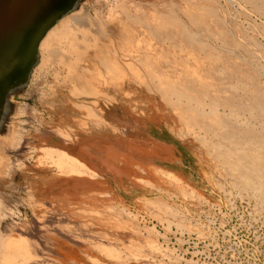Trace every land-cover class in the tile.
<instances>
[{
  "label": "rangeland",
  "instance_id": "374dc122",
  "mask_svg": "<svg viewBox=\"0 0 264 264\" xmlns=\"http://www.w3.org/2000/svg\"><path fill=\"white\" fill-rule=\"evenodd\" d=\"M183 2L185 13L199 16L214 43L229 48L224 55L235 64L229 74L219 53L205 63L218 65L211 80L228 103L207 87L209 93L201 96L194 93L200 88H184L192 107L188 100L180 105L169 87L179 74L167 75L163 89L151 88L144 82L149 70L138 62L137 68L129 65L131 74L133 68L141 74L138 81H127L130 98L109 89L118 101L103 100L96 109L103 116L99 120L88 116L87 108L54 106L49 98L46 103L49 84L42 88L31 77L22 96V137L8 152L17 164L3 206L7 218L0 224L8 241L15 240L5 250L0 244V264H264V178L251 176L249 168L253 161L264 162V0ZM101 4L107 11L122 6L116 0ZM155 9L158 33L138 30L172 59L177 47L171 37L160 36L175 27V17ZM195 43L209 60L205 46ZM248 49L262 61L236 59ZM125 74L121 71L120 79ZM50 95L61 99L57 92ZM188 108L193 118H187ZM51 147L77 158L87 172L83 166L75 173L83 175H73L67 162L42 160Z\"/></svg>",
  "mask_w": 264,
  "mask_h": 264
},
{
  "label": "bare ground",
  "instance_id": "6f19581e",
  "mask_svg": "<svg viewBox=\"0 0 264 264\" xmlns=\"http://www.w3.org/2000/svg\"><path fill=\"white\" fill-rule=\"evenodd\" d=\"M116 1L119 4L121 3L122 6L118 7V9L107 11L106 6L101 4L102 0L97 3H94V1L92 3L90 0H0V224L4 222L2 220L7 218V215L3 211V206L6 203L7 196H9V193L7 194L8 182L13 177L12 174H14L17 164L15 160L10 159L8 152L18 147L15 141L18 137H22L23 130H20L24 114L22 110V96L24 90L29 85L31 77H33L32 82L40 84L42 88L45 84H49L44 97L46 103L47 98H49V102L54 106H59V103L65 104L64 106L70 105L75 111L87 108L89 112V115H87L91 117L94 115L99 120H102L103 116L98 114L96 109H99L102 101L109 99L118 101L113 94L111 95V92L108 91L109 89L116 95H126L127 98H130V96L128 97L127 81H132V79L138 81L141 74H139V69L133 68L132 71L135 74H131L129 71L132 67L137 68L138 62H142V66L148 68V81L146 79L144 82L151 88L156 87L158 84V87L163 89L162 87L164 86L165 78L167 79V75H169L168 77H172L175 73L179 74V81H171L169 85L176 95V102L178 104L184 102V100H188V106L192 107L189 102H193V99L188 98L190 96L186 97L188 92L184 88H200V90H195L194 93L201 96L203 92L209 93L203 90L207 87H214L216 89L213 91V95L216 96L215 99L228 103L224 100V93L219 90L220 86L211 80L214 78L211 71L218 72V65H213L209 68L205 63H211L216 57L215 55L219 53L222 57V61L220 60L221 58L219 61L224 66V72L229 74L235 65L224 55L229 51V48L221 47L214 43L213 36L201 25L200 18L195 12H191L192 14L185 13L186 11L183 10V6L186 2H183L184 0ZM156 1L158 3H155ZM229 2L233 3V1ZM141 5H147V8H140ZM154 5L159 9L157 8L158 10H156ZM154 9L164 15L167 13L171 19L175 17L173 19L175 27L171 30L174 35H169L172 33H169L167 29L160 36V39L163 41H167L171 37L174 46L177 47L176 52L178 55L174 54L172 59L169 57V52L162 49V47H158L150 38H146V36L140 34V28H143L144 31H152H146L147 34L153 33L156 35L158 33L157 31L159 30L155 28L158 17L154 14ZM165 20L167 19L165 18ZM133 26L135 27L132 28ZM163 27L168 28L167 25H163ZM219 30L221 32L224 31L223 29ZM195 42H200L205 46L202 47V53H205L209 60L206 61L200 56V48ZM249 49L247 51L241 50L242 56L236 57V59L241 60V63H245L246 61L255 62L257 59L262 61L259 52L254 53ZM182 52H185L186 57ZM141 57L147 59L148 63H146L147 61H141ZM154 59L159 64L158 66L153 65L152 61ZM123 61L127 62L124 68L122 66ZM165 65H169V67H163ZM121 71L126 73L125 80L120 79ZM195 71V75L189 74ZM206 76H210V81L202 82V79ZM249 81L247 82L249 83ZM56 92L61 99L51 97L50 94L53 95ZM46 103L44 102L45 105ZM186 106L185 104L182 109H185ZM187 113L190 114V116L186 114L188 115L187 118H193L190 108H188ZM74 116L76 117V115L72 117ZM261 143H264V139ZM48 152L45 156L42 154L40 157L53 162L57 160L60 165L67 162L73 169L76 168L79 172L84 170L82 169L84 168L83 165L69 155L59 154L60 157L57 158L56 151L52 150ZM241 154L243 155V153ZM227 161H229V158ZM247 166L249 164H246ZM249 168L251 176L256 175L257 177L264 178V162L257 161L255 163L253 161L250 163ZM160 173H163V170ZM248 183L249 185L253 183V179L248 178ZM260 189L259 191H261ZM14 238L13 240H15ZM12 241H8L7 236L3 232V227L2 229L0 228L1 247L5 250L8 244H10L9 242Z\"/></svg>",
  "mask_w": 264,
  "mask_h": 264
},
{
  "label": "crops",
  "instance_id": "0c3cea01",
  "mask_svg": "<svg viewBox=\"0 0 264 264\" xmlns=\"http://www.w3.org/2000/svg\"><path fill=\"white\" fill-rule=\"evenodd\" d=\"M53 130L56 132V129H53ZM47 149H49V148H47ZM51 149L54 150V151H56V152H58V153H61V154H67V155H69L70 157H72V158L76 159L77 161H79L77 158L71 156V155L68 154L67 152L60 151V150H56L55 147H51ZM79 162H80V161H79ZM80 163H81V162H80ZM81 164H82V163H81ZM82 165L85 167V164H82ZM85 168H86V167H85ZM77 171L79 172V170H76V168L73 169V170H72V169L70 170V172H72V173H73V172H77ZM86 172H87V168H86ZM73 175H74V174H73ZM75 175H78V176H79V175H82V174H75Z\"/></svg>",
  "mask_w": 264,
  "mask_h": 264
}]
</instances>
